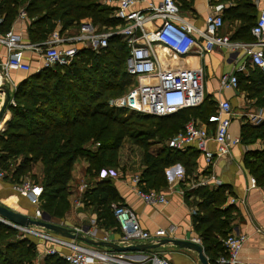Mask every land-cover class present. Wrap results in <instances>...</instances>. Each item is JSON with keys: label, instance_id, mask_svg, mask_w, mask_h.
I'll list each match as a JSON object with an SVG mask.
<instances>
[{"label": "trees", "instance_id": "16d2710c", "mask_svg": "<svg viewBox=\"0 0 264 264\" xmlns=\"http://www.w3.org/2000/svg\"><path fill=\"white\" fill-rule=\"evenodd\" d=\"M221 1L230 3L223 20L234 30L231 38L251 40L250 27L258 11L253 0ZM180 6L188 10L190 3L180 0ZM21 9L29 19L27 40L31 43L46 40L56 26L64 31L82 21L104 29L119 24L113 17L114 6L103 0H0L3 31L11 28ZM127 54L124 36L115 34L100 52L81 48L68 64L32 72L13 90L14 105L8 106L10 118L0 130V168L11 183L31 176L32 183L40 184L41 209L51 218H63L69 211L66 188L77 158L86 160L85 173L95 177L101 170L117 166L119 149L130 142L141 149V179L155 189L166 185V167L180 163L187 174L194 167L197 152L193 147L179 151L166 141L189 119L210 122L216 114V101L206 97L197 107L167 116L109 106L107 99L126 92L133 82L125 70ZM236 75L237 88L254 106L264 109V73L252 66L246 74ZM154 139H158V146L151 148ZM240 140L247 146L259 144L246 151L244 165L264 188V117L257 124L245 120ZM37 164L40 179L31 173ZM198 193L196 206L201 214L194 217V229L209 263L215 264L214 259L224 250L222 239L230 234L234 207H222L221 188ZM81 200L91 207L98 227L116 230L112 205L122 203L110 179L94 183L83 192ZM34 252L29 236L0 222V264H29ZM42 264L67 262L57 254H44Z\"/></svg>", "mask_w": 264, "mask_h": 264}, {"label": "built area", "instance_id": "2783aa9c", "mask_svg": "<svg viewBox=\"0 0 264 264\" xmlns=\"http://www.w3.org/2000/svg\"><path fill=\"white\" fill-rule=\"evenodd\" d=\"M207 1L208 12L203 25L198 27L186 17L187 12L181 8L180 0H110L114 6L113 17L119 20V24L114 28L104 29L90 21H82L72 32L55 28L49 37L37 46L25 43L12 28L3 31L1 29L3 20L0 16V44L4 45L7 51L0 68L5 74L8 70L28 71L30 65L23 59V51L29 48L39 50L43 68L65 65L81 48L98 53L107 46L110 36L121 34L128 48L125 70L132 76L133 82L126 92L109 97L107 99L109 106L154 116H167L184 108L197 107L206 98L203 69L181 65L179 64L181 58L202 57L215 48H225L236 57H245V61L264 73V6L258 9L255 21L250 27L252 39L244 41L232 39L231 33L223 32L225 27L223 13L230 3L221 0ZM18 16L27 17L22 9ZM244 68L241 65L236 71L243 72ZM236 73H223L219 78L220 88L235 89L238 82ZM10 104L14 105L12 98ZM216 104V114L211 117L215 122L212 131L197 120L189 119L169 140V145L179 151L193 147L197 155L203 158L205 167L211 166L215 156L227 154L231 146L241 141L240 137H232L229 132L233 116L229 101L218 100ZM262 118L261 114H257L251 116L250 120L257 124ZM209 140L215 142L216 151H211L207 147ZM5 175V171L0 168V179ZM139 181L138 175L130 178L134 192L144 202L155 204L166 200L161 192L142 191L137 187ZM254 183L255 180L251 177V184ZM201 184H204V181H201ZM14 188L27 194L30 203L36 207L35 216H39L42 186L23 181L14 185ZM112 207L122 244L137 241L153 243L170 234L169 230L163 228L153 231L143 229L134 211L128 206L113 204ZM191 213L195 214L196 209H191ZM70 228L75 234L87 237L95 234L92 225L88 226L86 231H83V226ZM16 229L24 234L41 237L48 244L45 253L57 254L67 264H142L130 260L123 252L103 250L78 239L59 236L41 227L27 226ZM192 239L200 242L199 238ZM245 240L244 234H228L222 239L224 250L214 259V263L239 264V251ZM147 251L145 259L147 264H171L156 249Z\"/></svg>", "mask_w": 264, "mask_h": 264}, {"label": "crops", "instance_id": "0c3cea01", "mask_svg": "<svg viewBox=\"0 0 264 264\" xmlns=\"http://www.w3.org/2000/svg\"><path fill=\"white\" fill-rule=\"evenodd\" d=\"M110 3V0H103ZM190 3L189 9L184 10L189 21L198 27L203 25L204 17L208 12L207 0H187ZM259 7L264 6V0L260 1ZM112 5V3H110ZM29 19L27 17H19L11 26L13 31L19 34L25 43L37 46L38 43H31L27 40V25ZM77 26L66 29L67 32H72ZM55 28H59L56 26ZM54 28V29H55ZM225 32L234 33L233 28H229L226 23ZM7 56V51L4 45L0 44V64L4 62ZM23 59L29 63L28 71L8 70L5 74L0 68V107L4 101L5 93L3 88H8L10 95L13 93L16 85L27 77L30 73L36 72L42 67V58L39 50L29 48L23 51ZM241 61H243L241 63ZM179 64L187 67H201L204 74V90L206 97L216 101H229L233 116L229 128L232 137H240V128L246 120L253 124L250 120L251 116L261 114L264 117V109L256 107L251 100L245 97V93L237 87L235 89H222L219 85V78L223 73L237 72V68L243 65L246 70L252 65L245 61V57H236L235 54L229 52L225 48H215L208 54L202 57L185 56L179 60ZM236 73V74H237ZM11 84V85H10ZM12 88H11V87ZM10 111L6 109L3 118L0 121V130L4 127L5 122L10 118ZM263 119V118H262ZM199 123L206 125L208 130L212 131L215 122ZM255 143L252 146H247L241 141L231 146L227 154L215 156L211 166L205 167L204 160L201 156H196L194 167L189 174L185 172L184 167L180 163H175L165 168V176L167 183L160 189L149 188L147 183L141 179L143 165L141 164V156H138V168L134 169L130 163V155L126 156L122 161L120 153L118 155L117 166L101 170L95 177H89L85 173L88 163L84 158H77L72 166L71 179L68 181L69 187L68 200L70 204L69 211L66 213L68 219L71 212L79 211L80 216L88 223H81L79 226H91L89 222L95 223V216L92 213L91 207L85 205L81 200V194L86 189L92 188L94 183L102 179H110L116 189L122 205L130 207L138 220L139 225L148 231H153L157 228H163L170 231L168 236L177 238H199L194 229V217L199 213L196 203L200 200L199 190L213 191L221 188L223 191L224 201L222 207L232 205V219L230 221V234H244L246 240L239 251V264L253 263L264 264V188L258 185L255 181L251 184V177L254 178L245 168L244 158L248 149L258 147ZM207 147L211 151H216V144L209 140ZM126 161V162H125ZM135 170V171H134ZM138 175L140 181L137 185L142 191L154 190L164 194L166 200L162 203L149 204L144 202L133 190L130 178ZM6 176V175H5ZM0 179V203L7 205L21 213L35 216L36 207L33 206L26 193L17 191L14 184L10 182L9 177ZM255 180V178H254ZM204 181V184H201ZM220 182V183H219ZM82 183L87 184L86 187L79 191ZM17 184V183H15ZM81 192V193H79ZM80 195V196H79ZM80 197V198H79ZM79 198L76 202L75 199ZM42 198L40 203V210ZM195 208L196 213L192 214L191 209ZM59 218H57L58 220ZM62 219V221H63ZM53 222L71 227L67 222ZM83 221V220H81ZM95 234L91 238H105L118 244H121L120 231L118 226L104 230L95 223ZM104 230V235L101 234ZM79 241V240H78ZM81 241V240H80ZM136 243H141L137 241ZM46 245H48L46 243ZM101 249H108L103 246H95ZM163 257L171 264H200L197 253L187 248H179L171 244H164L155 248ZM127 258L132 261L147 264L145 259L148 251H130L123 252Z\"/></svg>", "mask_w": 264, "mask_h": 264}, {"label": "water", "instance_id": "95a60500", "mask_svg": "<svg viewBox=\"0 0 264 264\" xmlns=\"http://www.w3.org/2000/svg\"><path fill=\"white\" fill-rule=\"evenodd\" d=\"M3 88L5 93L4 101L0 107V121L3 118L4 112L8 109L10 104L9 88ZM0 222L13 228L36 226L47 229L59 236L69 238L72 240L78 239L88 245L103 246L114 252H130V251H147L149 249H155L164 244H171L179 248H187L197 253V257L200 264H210L203 250L201 242H196L193 239L177 238V237H163L159 238L156 242L148 243H131V244H118L111 240L101 238H91L83 234H75L70 227L53 222L51 216L45 211H41L39 216H33L21 213L7 205L0 203ZM88 227H83V231H86Z\"/></svg>", "mask_w": 264, "mask_h": 264}, {"label": "rangeland", "instance_id": "374dc122", "mask_svg": "<svg viewBox=\"0 0 264 264\" xmlns=\"http://www.w3.org/2000/svg\"><path fill=\"white\" fill-rule=\"evenodd\" d=\"M253 2H254L255 7H256L255 10L257 11L260 8L259 5H260L261 2H259V0L258 1L253 0ZM226 25L228 26V24H226ZM242 62L243 61H241V63ZM249 68H251V67H248L246 72H249ZM157 140L158 139H154L153 145H152L151 148H156L158 146ZM169 140L170 139H168L166 141L167 144L169 143L168 142ZM140 152H141V149L137 145H133L130 142H124L122 147L119 149L118 155L120 153V157H121L122 161L125 160L126 156L130 155V163L134 162L135 164L132 163V164H134L133 168L136 169V168H138V162L137 161L139 159L137 155H140ZM39 168H40L39 164H37L35 169L31 173H35V175L38 176V178L40 179L41 175H40V169ZM23 181H29V182L32 183V182H34V179L31 176H26V177L20 179L17 184H20ZM13 184L17 185L15 183H13ZM86 185L87 184L82 183L80 185V187H79V191L82 192V190L86 187ZM66 190H67V192L69 194V187L68 186H67ZM81 192H79V193H81ZM81 197H82V194H81ZM79 198L75 199V201L77 202L79 200ZM79 216H80V213H79V211L76 210L73 213L71 212V214H70L68 219L67 218L63 219L66 216H64L63 218H59L58 220H57V218H53V217H52V219L55 220V221H60V220L62 221V219H63L62 222H67V224H71L72 226H79V225H81V223H84V224L88 223L87 220L79 218ZM81 220H83V221H81ZM89 224L92 225V226L95 225L94 221L93 222H89ZM102 231L103 232H101V234L104 235L105 231L104 230H102ZM21 235L29 236V238L31 240H33V242H34V251H35L34 252V257L32 258V261L29 264H42V257L44 256V254H46L45 252H46V249H47L46 242H44L41 237L35 236V235H32V234H24V233L22 234L21 233Z\"/></svg>", "mask_w": 264, "mask_h": 264}]
</instances>
